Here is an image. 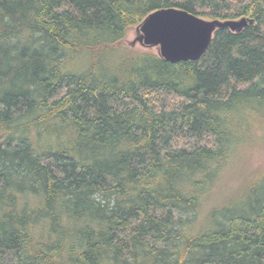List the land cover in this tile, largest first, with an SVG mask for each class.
Masks as SVG:
<instances>
[{
    "label": "trees",
    "instance_id": "trees-1",
    "mask_svg": "<svg viewBox=\"0 0 264 264\" xmlns=\"http://www.w3.org/2000/svg\"><path fill=\"white\" fill-rule=\"evenodd\" d=\"M172 7L252 22L195 61L125 44ZM260 124L264 0H0V264H264V170L204 210Z\"/></svg>",
    "mask_w": 264,
    "mask_h": 264
},
{
    "label": "water",
    "instance_id": "water-1",
    "mask_svg": "<svg viewBox=\"0 0 264 264\" xmlns=\"http://www.w3.org/2000/svg\"><path fill=\"white\" fill-rule=\"evenodd\" d=\"M252 20L206 19L184 9L164 8L150 13L139 25L141 43L159 47V55L171 63L199 60L220 28L241 31Z\"/></svg>",
    "mask_w": 264,
    "mask_h": 264
},
{
    "label": "rangeland",
    "instance_id": "rangeland-1",
    "mask_svg": "<svg viewBox=\"0 0 264 264\" xmlns=\"http://www.w3.org/2000/svg\"><path fill=\"white\" fill-rule=\"evenodd\" d=\"M204 18L210 19L207 17ZM139 25L130 29L128 36L124 41L125 44L138 51H153L159 55V47H148L141 43L139 39L141 36ZM255 135L258 141L248 147L240 149L236 156L233 155L234 158L223 170L219 180L216 182L212 190V194H210L204 202L205 211L206 209H209L212 204H218L221 202L223 198V202L237 203L233 207L239 206L245 202V200H241L244 198L245 192L248 188L247 182L244 183L246 175L249 174V171L257 172L264 170V124L257 126ZM233 207L226 208L230 209Z\"/></svg>",
    "mask_w": 264,
    "mask_h": 264
}]
</instances>
